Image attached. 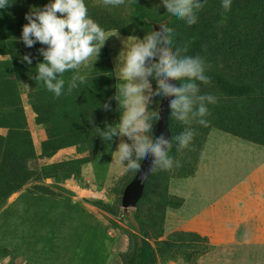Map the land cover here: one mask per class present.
I'll use <instances>...</instances> for the list:
<instances>
[{
	"label": "trees",
	"instance_id": "obj_1",
	"mask_svg": "<svg viewBox=\"0 0 264 264\" xmlns=\"http://www.w3.org/2000/svg\"><path fill=\"white\" fill-rule=\"evenodd\" d=\"M45 3L47 0H13L0 9V56L4 57L0 59V129L6 130L5 134L0 133V209L30 182L35 183L27 188L31 194L57 196L52 184H45L47 179L54 180L61 191H68L62 182L71 177L80 179L83 167L98 153L101 138L96 126L103 128L105 122L116 121V111L97 107L99 101L115 92L116 80L111 77L113 65L107 51L100 50L94 65L90 62L78 69L83 78L80 86L59 97L41 81L32 79L34 67L42 59L38 53L42 45L28 48L18 37L22 25L27 23L25 13L30 7H42ZM85 3L94 20L111 31L119 28L121 35L135 30L142 37L144 32L153 31L156 24L164 25L175 34L177 46L186 45L188 54H198L207 63L211 83L201 85V92L216 96V102L208 105L209 112L204 117L207 123H183L169 114L173 146L168 155L173 158V166L156 167L148 178L144 194L133 209L139 233L128 232L129 248L122 254V264H159L181 259L195 264L197 257L209 249L203 246L208 243L207 237L175 231L163 238L167 210L183 205L182 198L170 194V181L196 173L207 136L213 129L264 147V0H232L227 12L221 8L220 0H207L192 26L171 17L165 8L145 6L144 0H124L119 5L106 4L105 0ZM25 53L33 57L32 65L21 60ZM70 76V72H65L62 78L67 82ZM25 90L27 103L35 114L34 122L46 132L41 154L37 153L28 127L22 99ZM111 103L115 108L116 101ZM153 110L158 112L159 107ZM186 128L193 130V137L186 147L178 148L174 138ZM67 147H76L78 153L89 150L90 154L32 167V162L51 159ZM137 170L128 171L121 196ZM121 196L113 205H121ZM88 202L117 213L116 206L102 199ZM6 255L8 250L4 248L0 257Z\"/></svg>",
	"mask_w": 264,
	"mask_h": 264
},
{
	"label": "clouds",
	"instance_id": "obj_2",
	"mask_svg": "<svg viewBox=\"0 0 264 264\" xmlns=\"http://www.w3.org/2000/svg\"><path fill=\"white\" fill-rule=\"evenodd\" d=\"M12 2L13 0H0V9ZM123 2L124 0H105L106 4L112 5ZM206 2L207 0H160L158 6L162 5L171 17L192 26L197 23V13ZM231 4L232 0H220L225 12L230 10ZM25 20L27 23L22 25L18 40L28 48L37 43L42 45L38 49L42 59L36 63L31 77L41 81L55 97L80 86L83 78L77 70L90 61L94 65L109 37L119 40L120 48L110 70L111 77L116 80L115 92L103 102L99 101L97 106L106 111L118 112V119L112 123L105 122L103 128H96L97 136L108 148L111 147V142H116L112 153L116 154V163L123 165L125 170L141 169L144 163H150L153 168L167 169L173 166V158L168 155L173 146V138L163 132L156 134L158 112L153 109L161 107L164 99H167L169 114L176 121L189 123L195 120L200 124L207 123L204 117L209 112L208 105L216 102L215 95L201 92V85L211 83L207 63L198 54H188L186 45L177 46L174 43L175 34L164 25L156 24L155 27H162L159 30L154 27L149 33L144 32L142 37L135 30L127 36H121L119 28L111 31L94 20L89 15L85 0H47L42 7H30L25 13ZM21 60L32 65L33 57L30 53H25ZM65 72L71 73L67 82L62 78ZM112 101H116L115 108L112 107ZM192 137L193 130L186 128L174 139L177 147L182 148L189 144ZM69 179H76V184L81 187L79 178ZM64 188L68 190L67 187ZM85 190L92 192L90 188ZM66 192L71 194L70 190ZM91 197L93 198H84L87 199L88 206H94L88 200L102 199L96 197L95 193ZM84 199L82 201L86 203ZM8 256L9 252L0 257V260Z\"/></svg>",
	"mask_w": 264,
	"mask_h": 264
},
{
	"label": "rangeland",
	"instance_id": "obj_3",
	"mask_svg": "<svg viewBox=\"0 0 264 264\" xmlns=\"http://www.w3.org/2000/svg\"><path fill=\"white\" fill-rule=\"evenodd\" d=\"M159 4L160 0H144V5L147 7L163 9L162 5L158 6ZM119 48L120 42L116 37H109L101 48L110 54L112 65ZM2 58L4 57L0 56V59ZM22 95L28 127L34 144L38 146L45 139V129L34 122V113L27 104L26 90ZM116 113L117 120L119 113ZM0 133L5 134V129H0ZM43 134V139L39 141L37 137ZM207 137L203 150L204 157L202 153L196 176L184 179L186 185L183 191L188 218L200 213L208 204L217 200L221 201L224 194L231 193L256 168L264 166V155L260 154L262 158H259L256 153H253L254 149H264L260 145L248 143L216 129L211 130ZM115 148V141L111 142V147L108 148L101 139L98 153L93 161L83 167L79 180L81 187L78 185L76 187L79 194L77 199L72 198L68 192L61 191L52 179L46 181L47 184H52L51 187L56 191L55 197L39 196L36 193L24 195L12 204V206H24L13 209H9L10 203L17 198L18 193L9 198L7 208L0 209V250L8 248L9 256L1 259L0 264H7L11 250L24 254L25 257L22 256L20 261L14 258L10 264H27L26 262L30 264H122V254L128 250L130 243L128 232L139 233V230L133 208L124 211L122 205H113L121 196L120 190L124 186V179L128 173L123 165L116 163V154L112 153ZM89 154V150L80 154L76 151V147H71L59 151L53 160H69L87 157ZM45 162L48 161L44 159L40 162H32L31 165L34 168ZM247 175L249 176L246 177ZM66 181L73 183L77 180H65L62 182L63 187H66ZM34 184L30 182L26 188ZM87 188L92 189V192L85 190ZM92 193L102 198L107 204L109 202L112 206H116L117 213H110L106 209L102 210L94 206L87 208V199L84 198H93ZM81 196L87 205L83 204ZM263 196L260 194L258 197L261 199ZM184 208L179 211L173 208L167 210L163 238L175 231L195 229L196 226L190 227L185 224L187 217L183 216ZM195 223L198 225L197 221ZM211 238L214 240V236ZM262 240L255 243L264 242ZM212 244L203 243V246L207 245L209 249L197 257L195 264H264V244L235 243L229 248ZM159 264L189 263L181 259Z\"/></svg>",
	"mask_w": 264,
	"mask_h": 264
},
{
	"label": "crops",
	"instance_id": "obj_4",
	"mask_svg": "<svg viewBox=\"0 0 264 264\" xmlns=\"http://www.w3.org/2000/svg\"><path fill=\"white\" fill-rule=\"evenodd\" d=\"M30 109L32 112L31 107ZM43 137L44 134L37 137V139L40 141ZM41 142L38 146L35 145L38 154H40ZM263 150L262 148L254 149L253 153H256L257 157L262 158L261 155H264ZM45 161L53 163L56 160L52 158ZM196 173L188 178L171 179L172 182L170 181V194L183 199L182 207L175 210L179 211L181 208L185 207L182 209L184 212L183 216L187 217L185 224L190 225V227L194 225V227L196 226L198 228L196 229L195 227V229L189 232H196L203 237H207L208 243H213L212 245H217L218 247L228 246L229 248L235 243L239 245H241V243H247V245H251L252 243L264 244V242L255 243V241L264 239V196L261 199L258 197L260 194L264 195V166L259 169L256 168L251 175L249 174L250 176L247 175L246 177H249L241 182L231 193L224 194V198L221 201L217 200L208 204L200 213L188 218L186 213V198L184 197L185 193L183 191L186 185L184 184V179L194 178ZM66 183V187L70 190L72 198L77 199L79 194L76 191V182L71 183V181H67ZM27 188L18 192L16 195L17 198L14 200L15 202L13 201L10 203L9 209H13L17 206H24H12V204L16 203L19 198L24 195H31V193L27 191ZM83 204L87 205L86 203ZM86 207L89 208L88 205ZM195 221L198 222V225H196ZM199 221L201 222L200 225ZM211 236H214V240ZM238 240H240V242H238ZM22 256H24V254L15 253L14 250H11V256L7 260V264H10L14 258L20 261Z\"/></svg>",
	"mask_w": 264,
	"mask_h": 264
},
{
	"label": "water",
	"instance_id": "obj_5",
	"mask_svg": "<svg viewBox=\"0 0 264 264\" xmlns=\"http://www.w3.org/2000/svg\"><path fill=\"white\" fill-rule=\"evenodd\" d=\"M162 26L155 27V30H159ZM169 109L167 99H164L161 107L158 110V119L156 126V134L159 135L163 132L166 136L170 137L169 129ZM154 169L150 163L142 164V168L138 169L134 178L126 185L122 198L121 204L124 210L135 208L138 201L142 198L145 190V185L148 178L154 172Z\"/></svg>",
	"mask_w": 264,
	"mask_h": 264
}]
</instances>
